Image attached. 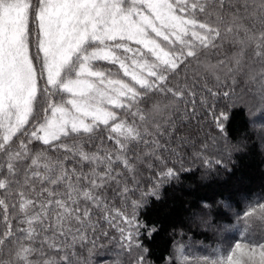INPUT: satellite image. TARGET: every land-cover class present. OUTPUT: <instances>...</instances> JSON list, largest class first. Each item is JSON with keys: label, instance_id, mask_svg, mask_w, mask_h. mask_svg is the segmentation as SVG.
I'll use <instances>...</instances> for the list:
<instances>
[{"label": "snow or ice", "instance_id": "1", "mask_svg": "<svg viewBox=\"0 0 264 264\" xmlns=\"http://www.w3.org/2000/svg\"><path fill=\"white\" fill-rule=\"evenodd\" d=\"M249 52L264 62V0H0V264H93L105 224L149 264L137 209L157 192L137 176L186 170L185 129L224 137L242 76L264 102ZM180 260L264 264V240Z\"/></svg>", "mask_w": 264, "mask_h": 264}, {"label": "trees", "instance_id": "2", "mask_svg": "<svg viewBox=\"0 0 264 264\" xmlns=\"http://www.w3.org/2000/svg\"><path fill=\"white\" fill-rule=\"evenodd\" d=\"M224 51L230 52L231 47L225 45ZM247 63L249 75L258 78L264 71V62L251 52ZM259 87L245 76L240 78L237 95L241 101L226 109L225 138L214 131L215 141L205 139V133L196 126L181 133L191 137V144L181 149L186 170H178L167 180L158 179L159 168L142 169L137 176L140 191H152L156 185L157 192L143 197L137 209V218L145 226L138 239L147 249L149 264H172L173 260L182 264L183 256L220 260L236 243L264 240V221L244 219L246 211L264 203V102L259 97ZM223 106L221 101V110L225 111ZM216 159L221 163H206ZM129 187L134 189L135 185ZM130 196L141 199L140 192ZM110 202L120 205L119 198ZM196 214L205 215L206 222L197 220ZM102 231L109 235L105 239L97 233V244L91 253L93 264H129L131 258L120 251L116 242L117 233L107 224ZM36 246L39 248V244ZM84 254L88 251L84 250Z\"/></svg>", "mask_w": 264, "mask_h": 264}, {"label": "rangeland", "instance_id": "3", "mask_svg": "<svg viewBox=\"0 0 264 264\" xmlns=\"http://www.w3.org/2000/svg\"><path fill=\"white\" fill-rule=\"evenodd\" d=\"M227 151H225V149L223 150V153L226 154ZM195 218L197 220H199L201 223H205L206 222V216L205 215H195Z\"/></svg>", "mask_w": 264, "mask_h": 264}, {"label": "clouds", "instance_id": "4", "mask_svg": "<svg viewBox=\"0 0 264 264\" xmlns=\"http://www.w3.org/2000/svg\"><path fill=\"white\" fill-rule=\"evenodd\" d=\"M262 150H264V149H262Z\"/></svg>", "mask_w": 264, "mask_h": 264}]
</instances>
